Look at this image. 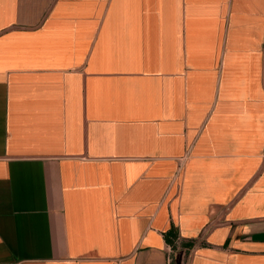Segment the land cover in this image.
Here are the masks:
<instances>
[{
	"label": "crops",
	"instance_id": "1",
	"mask_svg": "<svg viewBox=\"0 0 264 264\" xmlns=\"http://www.w3.org/2000/svg\"><path fill=\"white\" fill-rule=\"evenodd\" d=\"M0 264H264V0H0Z\"/></svg>",
	"mask_w": 264,
	"mask_h": 264
},
{
	"label": "trees",
	"instance_id": "2",
	"mask_svg": "<svg viewBox=\"0 0 264 264\" xmlns=\"http://www.w3.org/2000/svg\"><path fill=\"white\" fill-rule=\"evenodd\" d=\"M170 236H171V237H170ZM172 237H176V232H175L174 229H172L170 235H168V237H167L168 241H169L171 244L173 243V239H172ZM173 246H174V244H173Z\"/></svg>",
	"mask_w": 264,
	"mask_h": 264
}]
</instances>
